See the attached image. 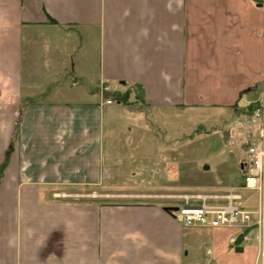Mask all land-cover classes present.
Wrapping results in <instances>:
<instances>
[{"label":"crops","instance_id":"0c3cea01","mask_svg":"<svg viewBox=\"0 0 264 264\" xmlns=\"http://www.w3.org/2000/svg\"><path fill=\"white\" fill-rule=\"evenodd\" d=\"M137 84L141 105L106 103ZM263 96V0H0V264H256L228 245L235 229L113 191L166 169L186 119Z\"/></svg>","mask_w":264,"mask_h":264},{"label":"rangeland","instance_id":"374dc122","mask_svg":"<svg viewBox=\"0 0 264 264\" xmlns=\"http://www.w3.org/2000/svg\"><path fill=\"white\" fill-rule=\"evenodd\" d=\"M109 90H104L106 97ZM264 99V96H263ZM264 101V100H263ZM132 107H136L133 105ZM247 106L243 107L244 109ZM241 107L235 108L236 117L232 119L228 114H221L215 124L199 123L193 126L196 120L192 118L184 121V135L168 134V160L169 165L162 170L153 169L154 174L149 175L148 169H132L138 179L135 178L133 184L127 183L120 187L119 192L122 194H148L154 193H177V192H196V191H221L230 187L238 186L243 182L246 174L245 169L241 168V154L246 151L247 145L254 140H259L263 136L262 118L253 121V116H246ZM171 113V112H170ZM141 114V113H139ZM145 128H160V121L154 115L153 111L144 110ZM158 116V115H157ZM170 116V114H169ZM213 123V122H212ZM226 149V150H225ZM216 150H225L229 158L219 154V160H213ZM211 159H210V158ZM210 165V169H204V165ZM123 172V170H122ZM149 175V176H148ZM134 177H132L133 179ZM161 190V191H160ZM244 196L243 204L245 208H251L256 205V194L249 190H242ZM142 200V198H123L120 200ZM148 201L171 202L181 204L179 199H151ZM231 229V228H230ZM211 235H203L199 238L197 251L202 254L204 250L213 245L210 240ZM246 255L255 256V240L243 244ZM216 250V248H214Z\"/></svg>","mask_w":264,"mask_h":264},{"label":"built area","instance_id":"2783aa9c","mask_svg":"<svg viewBox=\"0 0 264 264\" xmlns=\"http://www.w3.org/2000/svg\"><path fill=\"white\" fill-rule=\"evenodd\" d=\"M262 102V107L254 112L253 121L264 117ZM106 103H112V99L106 98ZM243 160L246 171L243 182L229 189L136 195L151 199L181 200L182 203L172 213L185 227L235 229L237 232L230 236L228 245L236 248L255 240L256 264H264V139L247 145ZM243 189L256 194L255 206L245 208L242 203Z\"/></svg>","mask_w":264,"mask_h":264},{"label":"trees","instance_id":"16d2710c","mask_svg":"<svg viewBox=\"0 0 264 264\" xmlns=\"http://www.w3.org/2000/svg\"><path fill=\"white\" fill-rule=\"evenodd\" d=\"M111 98L116 99L119 102L125 103V104H130V105H141L144 102V90L143 87L141 85H130L125 91H110L108 93ZM132 96V99H131ZM28 100V99H27ZM24 105H22L20 107V112L21 113L23 111V108L26 104V102L23 103ZM263 102L260 101H255L250 103L249 105H247V107L244 110V114L246 116H250L252 117L254 115V112L257 108L262 107ZM20 116V115H19ZM18 127H16L17 131ZM9 160V155L6 156L5 160L3 161V163L0 165V180L3 176V172L4 169L6 167V164Z\"/></svg>","mask_w":264,"mask_h":264},{"label":"water","instance_id":"95a60500","mask_svg":"<svg viewBox=\"0 0 264 264\" xmlns=\"http://www.w3.org/2000/svg\"><path fill=\"white\" fill-rule=\"evenodd\" d=\"M204 169H208V166H204ZM178 207L177 206H164V209L167 211H172V210H176ZM244 250V247L242 246H238L236 247V251L237 252H242Z\"/></svg>","mask_w":264,"mask_h":264}]
</instances>
